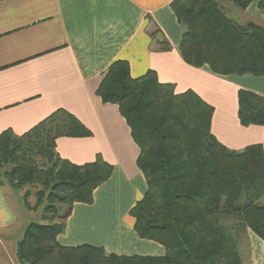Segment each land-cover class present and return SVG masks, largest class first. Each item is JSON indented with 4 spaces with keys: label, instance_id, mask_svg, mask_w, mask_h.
<instances>
[{
    "label": "trees",
    "instance_id": "16d2710c",
    "mask_svg": "<svg viewBox=\"0 0 264 264\" xmlns=\"http://www.w3.org/2000/svg\"><path fill=\"white\" fill-rule=\"evenodd\" d=\"M251 3L174 0L183 60L221 76H264V23L234 17V10ZM258 7L264 12V0ZM148 33L155 49L172 48L157 24ZM97 94L119 107L140 149L137 165L147 189L130 209L134 228L141 238L162 244L166 254L116 255L99 246L58 242L74 204L93 203L94 191L114 171L100 154L81 165L58 154V137L92 135L61 108L22 135L11 129L0 134V187L4 177L18 190L41 185L37 200L50 215L49 223L25 227L17 243L20 264H244L239 242L247 231L264 239V205L257 203L264 195L263 147L227 148L211 131L212 105L191 89L176 92L154 70L132 77L127 60L109 66ZM238 103L242 125H264V96L240 89ZM38 157L45 160L42 166ZM28 196L27 191L22 200L30 212Z\"/></svg>",
    "mask_w": 264,
    "mask_h": 264
},
{
    "label": "crops",
    "instance_id": "0c3cea01",
    "mask_svg": "<svg viewBox=\"0 0 264 264\" xmlns=\"http://www.w3.org/2000/svg\"><path fill=\"white\" fill-rule=\"evenodd\" d=\"M173 1L0 0V134L11 129L22 135L62 108L92 135L58 137V154L80 165L100 154L114 166L112 176L94 191L93 203L74 204L57 238L62 245L90 244L127 256L166 254L162 244L141 238L134 228L130 209L147 189L137 165L140 149L119 107L97 94L116 60H127L134 78L154 70L159 81L174 84L176 92L195 91L214 107L211 131L227 148L264 149V125L244 126L238 116L239 90L264 96V76H221L207 66L186 63L178 48L183 28L171 9ZM234 17L264 23L258 0L246 10H234ZM153 23L170 42V50L153 47L148 33ZM4 188L2 230L18 218ZM245 236L248 264H264V239L250 229Z\"/></svg>",
    "mask_w": 264,
    "mask_h": 264
},
{
    "label": "rangeland",
    "instance_id": "374dc122",
    "mask_svg": "<svg viewBox=\"0 0 264 264\" xmlns=\"http://www.w3.org/2000/svg\"><path fill=\"white\" fill-rule=\"evenodd\" d=\"M238 10V9H236ZM238 19H241L238 17ZM247 19V18H246ZM38 162L42 166L45 162L44 159L38 157ZM4 192L8 195V199L12 205V209L14 213H16L17 221L9 226L6 229H0V258L2 259V263L0 264H20L17 257V243L23 237L24 233V225L30 222H37L40 224H46L50 222L49 216L45 215L43 208L45 206V202L41 203L37 200V194L41 190H43L42 186L39 184H30L25 186L22 190H18L12 187V185L8 182L7 178L4 177ZM3 185V186H4ZM29 193L28 202L31 205V211L25 209L23 205L22 195L27 192ZM45 192V191H44ZM259 205H264V195L257 202ZM55 221V219H54ZM239 249L243 258L244 264H248L247 262V254H248V245L246 243V236L239 242Z\"/></svg>",
    "mask_w": 264,
    "mask_h": 264
}]
</instances>
